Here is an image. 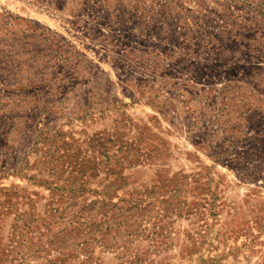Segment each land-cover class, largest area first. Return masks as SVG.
Masks as SVG:
<instances>
[{"label":"rangeland","instance_id":"374dc122","mask_svg":"<svg viewBox=\"0 0 264 264\" xmlns=\"http://www.w3.org/2000/svg\"><path fill=\"white\" fill-rule=\"evenodd\" d=\"M0 264H264V0H0Z\"/></svg>","mask_w":264,"mask_h":264}]
</instances>
